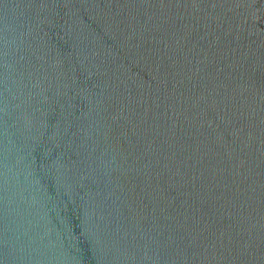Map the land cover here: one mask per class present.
Wrapping results in <instances>:
<instances>
[{
    "label": "water",
    "instance_id": "1",
    "mask_svg": "<svg viewBox=\"0 0 264 264\" xmlns=\"http://www.w3.org/2000/svg\"><path fill=\"white\" fill-rule=\"evenodd\" d=\"M0 264H264V0H0Z\"/></svg>",
    "mask_w": 264,
    "mask_h": 264
}]
</instances>
